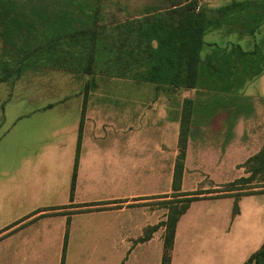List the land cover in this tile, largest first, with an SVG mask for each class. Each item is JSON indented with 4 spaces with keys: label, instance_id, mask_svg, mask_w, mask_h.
Listing matches in <instances>:
<instances>
[{
    "label": "crops",
    "instance_id": "obj_1",
    "mask_svg": "<svg viewBox=\"0 0 264 264\" xmlns=\"http://www.w3.org/2000/svg\"><path fill=\"white\" fill-rule=\"evenodd\" d=\"M81 75L66 100L20 113L5 100L13 88L0 97V264L161 263L164 228L155 227L167 209L157 203L172 194L183 102L214 115L213 92L156 87L137 69ZM238 91L246 113L233 106V122L187 136L182 193L205 191L200 174L215 171L211 189L248 176L244 164L264 144L263 99ZM263 201L191 203L175 226L171 264H215L235 235L247 236L248 264L264 244Z\"/></svg>",
    "mask_w": 264,
    "mask_h": 264
},
{
    "label": "rangeland",
    "instance_id": "obj_2",
    "mask_svg": "<svg viewBox=\"0 0 264 264\" xmlns=\"http://www.w3.org/2000/svg\"><path fill=\"white\" fill-rule=\"evenodd\" d=\"M7 1L10 0H1L0 2ZM193 1L84 0L92 13L97 11L95 19L97 27L94 28V33L83 37L75 44L63 41L47 44L48 46L45 43H48L51 37L43 34L44 49L37 51L32 56H27L24 60L21 57L17 58V56H0V97L13 88L5 100L13 108L14 113H20L26 103L66 100L72 94L71 86L68 84L71 81L70 78L81 80L83 71L98 72L110 69L118 71L132 68L147 73L152 64L147 60L144 53V45L136 39L138 25L147 17L152 19L167 17L166 13L172 9L171 4L182 7ZM244 1L249 2L248 9L242 12L244 16L234 13V16L222 20L221 26L211 29L205 34L200 56L203 60L215 51L220 56L225 52L234 58L235 63V61L240 60H236L237 57L241 56L238 52L239 47V51L248 55L244 61L242 59V65L248 66L250 70L254 68L255 58L259 57L262 74L253 80L244 81V85L236 93L261 97L263 99L264 119V0H196L195 4L198 9L206 13L207 17L213 19V17H217L214 14L217 9L231 3ZM16 2H19L18 7L26 14L35 10L39 4L38 9L42 14L57 12V9H62V5H64V0H17ZM73 12L75 17L82 18L78 12V7H74ZM262 13L263 20L260 21L258 14ZM254 23L258 24V28L251 34L247 33V26ZM202 67V83L212 84L217 81V77L210 74L207 65ZM245 79L247 80V78ZM233 81L234 77L228 73L222 77L224 83L228 84ZM234 92L235 90L225 93H209L214 98V106L216 104L219 107V113L214 111L215 114L213 115L211 109L206 108V106L201 109H194L193 115L186 125L187 136L199 134L201 128H204L202 132L205 133H211L213 127L217 130L215 128L216 120V127L219 129L221 123H225L227 118L233 122V106L246 113L249 110V103L241 97H234ZM204 97L201 96L196 101L205 102ZM212 117H216V119L213 124H210ZM206 175L200 174L196 177L198 189L213 190L211 184L213 183L212 180L216 179L215 171L211 173V177ZM252 185L261 186L257 178L252 182ZM214 196L205 195V197ZM157 204L162 206L163 202ZM246 240L247 236H230L227 243L228 250L220 252L215 264H245L246 257L250 253L245 245ZM251 264L255 263L252 262Z\"/></svg>",
    "mask_w": 264,
    "mask_h": 264
},
{
    "label": "trees",
    "instance_id": "obj_3",
    "mask_svg": "<svg viewBox=\"0 0 264 264\" xmlns=\"http://www.w3.org/2000/svg\"><path fill=\"white\" fill-rule=\"evenodd\" d=\"M16 1L0 2V56H17V58L21 57L24 60L27 56H32L37 51L44 49L43 34L51 37V40L45 43L46 46L63 41L75 44L83 37L93 34L94 28L97 27L95 20L97 11L92 13L84 0H64L62 9L47 14L40 12L38 9L40 4L36 6L37 9L35 8L26 14L18 7L19 2ZM195 3L196 0L182 7L171 4L172 9L166 13L167 17L154 19L147 17L138 25L136 39L144 45V53L147 60L152 64L147 73L140 71V78L156 87L167 86L182 90L205 88L213 93H225L238 90L244 85V81L253 80L260 76L262 74L261 59L255 58L254 68L248 69V66L242 65V59L244 61L248 55L239 51V47L238 52L241 56L237 57L236 60H240L235 61V63L234 58L225 52L220 56L215 51L203 60L200 56L205 34L209 30L221 26L222 20L230 18L234 13L242 14L248 9L249 2H236L219 8L214 11L217 17H213V19L207 17L206 13L198 9ZM74 7H78V12L82 18L75 17ZM258 17L262 21L263 13L258 14ZM257 23L248 25L246 32L253 33L258 28ZM203 65H207L210 74L216 76L217 81L212 84L202 83L201 70ZM83 73L90 74L94 71H83ZM227 73L234 77L232 83L222 82L223 75ZM194 109L197 108L191 101L185 100L183 102L178 156L173 169L172 194L170 200L162 204L167 209L165 221L155 227L156 230L160 227L164 228L163 253L160 264H171L175 226L191 203L208 198L237 199L242 196L264 194V144L261 151L244 164L247 177L237 179L213 190H197L191 193L180 191L187 141L186 125L191 119ZM256 178L261 186L252 185ZM205 195L215 196L205 197ZM252 262L264 264V244L261 250L249 259L248 264Z\"/></svg>",
    "mask_w": 264,
    "mask_h": 264
}]
</instances>
